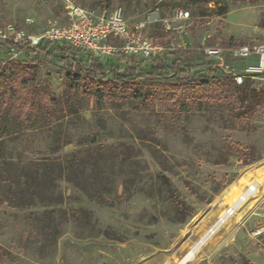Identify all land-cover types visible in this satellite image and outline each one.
<instances>
[{
  "label": "rangeland",
  "instance_id": "374dc122",
  "mask_svg": "<svg viewBox=\"0 0 264 264\" xmlns=\"http://www.w3.org/2000/svg\"><path fill=\"white\" fill-rule=\"evenodd\" d=\"M64 1L0 0V29L13 24L27 35H40L61 18ZM72 1L95 11L117 8L129 23L145 22V34L166 48V64L188 63L194 79L226 75L215 58L199 54L202 44L251 46L264 31V0ZM182 8L190 13L183 22L175 19ZM1 43L0 78L4 74L13 80L16 71L20 77L13 88L22 87L24 76L25 87L51 91L62 109L36 131H23L25 125L15 119H0L5 122L0 125V161H5L0 172V264H177L252 176L260 182L256 194L184 264H264V233L253 234L264 227V174L254 171L264 168L263 104L250 102L238 119L229 100L193 103L201 92L185 89L184 81L178 84L179 97L190 107L186 112L165 95L144 108L130 96L79 102L64 96L66 66L59 54H26ZM228 63L237 71L238 64ZM108 64L119 66L124 75L123 59ZM159 81L143 75L115 86L146 93ZM244 84L259 92L264 74ZM5 126L8 134L3 133ZM55 132L62 138L54 148L63 155L95 154L100 149L86 150L92 137L107 147L100 152L109 160L98 164L95 172L100 169V175L94 173L106 206L63 182L66 215L52 214L48 206L2 202L5 192L26 188L25 174L34 171L29 160L49 153L46 145ZM63 142L68 144L61 146Z\"/></svg>",
  "mask_w": 264,
  "mask_h": 264
},
{
  "label": "trees",
  "instance_id": "16d2710c",
  "mask_svg": "<svg viewBox=\"0 0 264 264\" xmlns=\"http://www.w3.org/2000/svg\"><path fill=\"white\" fill-rule=\"evenodd\" d=\"M204 1L208 2L209 0ZM224 13L225 11L222 10L220 15ZM1 44L7 48L21 50L26 54L33 53L48 57L53 52L59 54L61 63L66 66L67 87L65 88L64 96L67 99H76L79 102H89L91 99L95 102H101L110 97L115 98L116 96L124 99L130 96L136 101L138 106L144 108L155 98L165 95L169 100L173 101L172 105H175L178 110L186 112L190 107L179 97L181 90L178 84V81H184L185 89L194 90L197 93L201 92L198 98L193 100V103H199L201 100L216 102L229 100L232 116L238 119L243 115L246 107L248 108L250 102L256 101L264 105V89L255 92L245 84L236 85L228 75H222L220 78L205 77L203 79H194V75L187 70L190 68L188 63L172 61L170 65H167L165 62L166 52L148 60L123 59L125 73L122 76L119 66L114 68L113 64H108V61L115 58H95L48 42L41 43L32 49H24L22 46L13 45L9 42ZM200 55L203 56L202 54ZM168 71H172V75L169 76ZM143 75H149L160 79V81L153 83L151 91L146 93L139 90L121 91L115 86L125 79L129 81V79L140 78ZM1 77L0 119L7 121L12 118L19 123L18 125H25L23 131H36L43 128V125H41L43 121H46L47 118L50 119L56 110L62 109L61 100L51 91L47 92V90L42 91L25 87L27 82L23 80L24 76L22 77V82L19 83L22 87L19 89L13 88L11 84L16 83V80L20 77L16 71L13 80L5 79L4 74ZM171 80H177V82L173 83ZM2 105L4 106L3 110H1ZM3 118H7V120ZM3 123L5 122H1L0 125ZM8 130V127L5 126L3 133L8 134ZM61 138L60 133L55 132L46 145V147L50 148L49 153L29 160L28 168L31 167L34 171L30 172V169H28L25 174L28 177L27 181L23 183L26 188L5 192L3 194V203L16 207H21L22 205L48 206L52 207L50 213L56 212L66 215L65 206L67 204L65 202L68 198L61 190L60 184L63 182L90 200H95L97 203L105 204V206L108 204L106 200L105 202L102 201L99 194L100 191L95 186L99 182V176L95 174L100 175V169L97 172H95V169L99 163L104 166L109 160L108 157H105L107 155H102L103 153L100 150L107 152V147H100L96 139H94L95 137H92L86 150L90 152L94 148L100 149H95L97 151L95 154H89L85 158L82 156L83 153L81 151L63 155L54 148L60 147ZM66 144L68 142H63L61 146ZM93 146L94 148H92ZM4 163L5 161H0V172L3 170ZM15 183L17 188H19L20 182L17 181ZM103 192L109 194L108 190H103ZM24 193L28 194V198L24 196Z\"/></svg>",
  "mask_w": 264,
  "mask_h": 264
},
{
  "label": "built area",
  "instance_id": "2783aa9c",
  "mask_svg": "<svg viewBox=\"0 0 264 264\" xmlns=\"http://www.w3.org/2000/svg\"><path fill=\"white\" fill-rule=\"evenodd\" d=\"M189 17L190 13L183 8L175 14V19L182 22ZM145 30V22L129 23L120 9L111 11L104 8L95 11L86 9L72 0H65L61 18L50 22L40 35H27L13 24H6L0 29V41L19 45L24 49L36 48L46 42L55 43L95 58L148 60L165 53L166 48L149 38ZM198 50L206 58H215L216 65L231 77L236 85L264 74V31L260 33L259 42L255 45L239 44L224 48L202 44ZM251 58L254 62L248 63ZM228 62L238 64L237 71L230 68ZM258 185L257 181L250 182L208 232L213 234L233 217L236 211L256 194ZM261 232L256 230L253 234L257 236Z\"/></svg>",
  "mask_w": 264,
  "mask_h": 264
},
{
  "label": "crops",
  "instance_id": "0c3cea01",
  "mask_svg": "<svg viewBox=\"0 0 264 264\" xmlns=\"http://www.w3.org/2000/svg\"><path fill=\"white\" fill-rule=\"evenodd\" d=\"M255 172H256V174H258L259 176H261V175H263L264 174V168L262 167V168H258V169H256V170H254ZM252 181H257L259 184H260V182L257 180V178L255 177V176H252V177H250L248 180H247V182H246V184L241 188V190H240V192H239V194H241L242 192H243V190L245 189V187L248 185V184H250V182H252ZM235 187V186H234ZM236 187H237V185H236ZM238 194V195H239ZM237 195V196H238ZM237 196L230 202V203H227V204H224V206H223V209L221 210V212L218 214V216L216 217L217 219H215L214 220V222H213V224L204 232V235L203 236H205V234H206V232H208L212 227H213V225L217 222V220L224 214V212H225V210H226V208L227 207H229L231 204H233V202L236 200V198H237ZM237 213V212H236ZM234 217V216H233ZM233 217H231V218H229L226 222H225V224H223V225H226L228 222H230L231 220H232V218ZM222 225V226H223ZM221 226V227H222ZM259 230H261L262 232L260 233V234H263L264 233V227H262V229L260 228ZM217 232V231H216ZM259 234V235H260ZM211 240V239H210ZM209 240V241H210Z\"/></svg>",
  "mask_w": 264,
  "mask_h": 264
},
{
  "label": "bare ground",
  "instance_id": "6f19581e",
  "mask_svg": "<svg viewBox=\"0 0 264 264\" xmlns=\"http://www.w3.org/2000/svg\"><path fill=\"white\" fill-rule=\"evenodd\" d=\"M239 195L237 197H239ZM219 229L220 228L216 229V231L219 230ZM216 231H214V233ZM211 236H212L211 233H209V232L206 233L205 236L201 239V241L199 243L197 242L177 264H184L185 262L191 260L195 256L197 251L200 249V247L204 245L205 241H209L211 239Z\"/></svg>",
  "mask_w": 264,
  "mask_h": 264
},
{
  "label": "water",
  "instance_id": "95a60500",
  "mask_svg": "<svg viewBox=\"0 0 264 264\" xmlns=\"http://www.w3.org/2000/svg\"><path fill=\"white\" fill-rule=\"evenodd\" d=\"M200 241H201V240H200ZM200 241H199V242H200ZM199 242H198V243H199Z\"/></svg>",
  "mask_w": 264,
  "mask_h": 264
}]
</instances>
